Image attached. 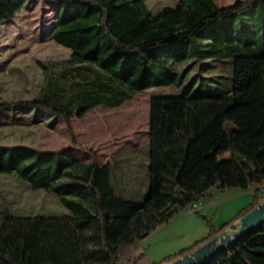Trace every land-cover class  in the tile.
I'll return each mask as SVG.
<instances>
[{
	"label": "trees",
	"instance_id": "trees-1",
	"mask_svg": "<svg viewBox=\"0 0 264 264\" xmlns=\"http://www.w3.org/2000/svg\"><path fill=\"white\" fill-rule=\"evenodd\" d=\"M28 1L0 0V26ZM47 1L56 5L52 39L71 57L41 62L39 96L0 102V114L40 111L68 123L98 106L118 108L151 88L174 85L170 63L228 62L231 73L224 93L150 98L143 201L117 192L110 162L0 145V175L50 191L69 210L65 217L1 212L0 264H138L140 257L124 260L123 252L180 213L213 193L255 189L252 202L230 221L209 225L205 238L156 263L169 264L215 241L264 202V0L228 7L178 0L155 13L146 0ZM205 264H264V224Z\"/></svg>",
	"mask_w": 264,
	"mask_h": 264
},
{
	"label": "rangeland",
	"instance_id": "rangeland-1",
	"mask_svg": "<svg viewBox=\"0 0 264 264\" xmlns=\"http://www.w3.org/2000/svg\"><path fill=\"white\" fill-rule=\"evenodd\" d=\"M213 1L219 7H228L244 0ZM177 2L146 0V6L155 13ZM55 6L47 0H30L12 21L0 26V102L36 99L44 81L40 63L50 66L70 59L71 51L52 39ZM206 63L205 67L200 62L170 63L169 68L177 73L174 85L151 88L118 108L98 106L84 118H73L68 123L40 111L0 114V145L64 151L76 157L84 155L88 162H110L117 192L125 198L143 201L149 190L150 98L191 96L200 90L206 95L214 89L226 92L231 64ZM230 127L234 128L232 123ZM89 150L94 152L93 156ZM252 194L251 189H235L205 197L201 201L204 207L180 213L147 239L125 250L124 260L138 256V264L160 263L205 238L210 232L209 225L220 228L230 221L252 202ZM1 212L23 217H65L69 214L50 191H33L9 174L0 175ZM234 225L235 231L241 230L239 222ZM225 234L233 237L236 232L230 227L221 237ZM221 237L214 244L221 245Z\"/></svg>",
	"mask_w": 264,
	"mask_h": 264
},
{
	"label": "water",
	"instance_id": "water-1",
	"mask_svg": "<svg viewBox=\"0 0 264 264\" xmlns=\"http://www.w3.org/2000/svg\"><path fill=\"white\" fill-rule=\"evenodd\" d=\"M264 203V202H263ZM263 203L254 211L249 213L247 216L242 218L240 221L241 226L243 227L240 231L237 232L233 237L229 235V238L221 245L214 244L218 241L219 237L215 241L202 246L196 252H194L191 256L186 258L179 259L175 262L169 264H205L209 260L218 256L222 251L227 249L230 245L234 243L236 239L241 236L246 235L247 233L253 231L255 228L264 224V209ZM236 228L235 225H232L231 228Z\"/></svg>",
	"mask_w": 264,
	"mask_h": 264
},
{
	"label": "crops",
	"instance_id": "crops-1",
	"mask_svg": "<svg viewBox=\"0 0 264 264\" xmlns=\"http://www.w3.org/2000/svg\"><path fill=\"white\" fill-rule=\"evenodd\" d=\"M79 158H81L84 162H88V161H86L87 159L85 158V156L84 155H80L79 156ZM88 163H92V162H88ZM119 181L121 182V178H119ZM254 190L255 189H251V191H253L254 192ZM200 206H203L204 207V205L202 204V202H200L199 204H197V209L198 208H200ZM240 223V222H239ZM239 227V229H242L243 227L241 226V224H240V226H238ZM234 232H236L235 230H234Z\"/></svg>",
	"mask_w": 264,
	"mask_h": 264
},
{
	"label": "bare ground",
	"instance_id": "bare-ground-1",
	"mask_svg": "<svg viewBox=\"0 0 264 264\" xmlns=\"http://www.w3.org/2000/svg\"><path fill=\"white\" fill-rule=\"evenodd\" d=\"M263 209H264V203H263ZM232 229H234L235 230V227L234 228H232ZM224 234V233H223ZM222 234V235H223ZM236 234H237V231H236ZM221 235V236H222ZM229 238V235H224L223 237H221V240H220V244H223L227 239Z\"/></svg>",
	"mask_w": 264,
	"mask_h": 264
},
{
	"label": "built area",
	"instance_id": "built-area-1",
	"mask_svg": "<svg viewBox=\"0 0 264 264\" xmlns=\"http://www.w3.org/2000/svg\"><path fill=\"white\" fill-rule=\"evenodd\" d=\"M259 195H260V196H264V186H262V187L260 188V190H259ZM193 208H194V209H197V205H194Z\"/></svg>",
	"mask_w": 264,
	"mask_h": 264
}]
</instances>
